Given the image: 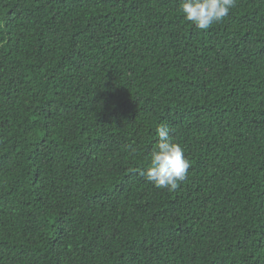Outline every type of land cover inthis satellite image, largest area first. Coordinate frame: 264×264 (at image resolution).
<instances>
[{
	"label": "trees",
	"instance_id": "obj_1",
	"mask_svg": "<svg viewBox=\"0 0 264 264\" xmlns=\"http://www.w3.org/2000/svg\"><path fill=\"white\" fill-rule=\"evenodd\" d=\"M0 264H264V0H0Z\"/></svg>",
	"mask_w": 264,
	"mask_h": 264
},
{
	"label": "clouds",
	"instance_id": "obj_2",
	"mask_svg": "<svg viewBox=\"0 0 264 264\" xmlns=\"http://www.w3.org/2000/svg\"><path fill=\"white\" fill-rule=\"evenodd\" d=\"M236 3L237 0H180V11L195 28L207 30L222 22ZM156 135L158 140L150 152L149 166L136 171L157 189L173 192L187 179L191 161L182 146L174 141L167 123L156 126ZM132 152L134 154L135 149Z\"/></svg>",
	"mask_w": 264,
	"mask_h": 264
}]
</instances>
